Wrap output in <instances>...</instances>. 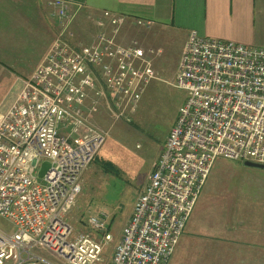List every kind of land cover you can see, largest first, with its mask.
<instances>
[{"label": "built area", "instance_id": "2783aa9c", "mask_svg": "<svg viewBox=\"0 0 264 264\" xmlns=\"http://www.w3.org/2000/svg\"><path fill=\"white\" fill-rule=\"evenodd\" d=\"M50 6L70 22L68 2ZM91 20L100 29L94 41L72 44L64 24L0 113V217L14 227L0 231V264H167L214 162L264 166V48L191 31L172 83L184 102L105 263L113 241L106 215H90L79 235L67 222L104 141L89 119L107 98L133 111L155 74L143 49L116 41L120 16ZM43 163L49 170L40 178Z\"/></svg>", "mask_w": 264, "mask_h": 264}, {"label": "crops", "instance_id": "0c3cea01", "mask_svg": "<svg viewBox=\"0 0 264 264\" xmlns=\"http://www.w3.org/2000/svg\"><path fill=\"white\" fill-rule=\"evenodd\" d=\"M51 1L0 0V30L5 28L3 21H8L9 30L27 31L33 43L41 39L48 42L36 64L25 73V79L42 64L62 30L59 31L52 14ZM64 1L70 5L71 30L89 44L100 31L91 19L100 18L104 11L120 16L123 22L116 41L143 49L155 79L161 73L162 64L170 61L175 63L171 76L174 79L191 31L202 37L249 47L264 45V0ZM134 29L136 38L132 36ZM105 31L110 32L109 25ZM9 34L12 36V32ZM166 49L170 54L164 53ZM207 181L167 264H264V191L244 193L220 189L215 195L223 199L206 205V200H210L209 193L203 194ZM252 198L260 199L261 203Z\"/></svg>", "mask_w": 264, "mask_h": 264}, {"label": "rangeland", "instance_id": "374dc122", "mask_svg": "<svg viewBox=\"0 0 264 264\" xmlns=\"http://www.w3.org/2000/svg\"><path fill=\"white\" fill-rule=\"evenodd\" d=\"M8 23L3 21L5 28L0 30L1 114L12 106L22 84L27 80L25 73L36 64L37 58L48 45L45 39L33 43L32 37L23 29L14 33L8 29ZM57 23L59 31L64 24L69 23L65 37L72 44H89V41L78 37L71 30L73 24L68 22V17L63 21L57 20ZM132 36L136 38V30ZM9 38L12 40L9 41ZM125 44L129 45L130 42ZM256 47L264 48V45ZM169 51L166 49L164 53L170 54ZM174 70L175 63L172 64V61L162 64L158 79L147 84L141 99L132 107L133 111L130 110L131 105H122L121 110L124 112L121 113L115 106L114 102L117 101L107 98V103L102 101L98 112L89 119V124L100 131L104 141L81 176V193L67 216V222L74 228L75 235H79L86 232L85 223L90 215H106L113 241L105 247V263L110 260L136 198L147 184L152 165L161 153L179 106L185 98V93L172 85ZM102 162H109L113 168L109 172L105 171L101 167ZM209 188L212 191L206 192ZM220 189L244 193L264 191V170L246 167L244 162L219 158L212 166L203 191V194H210L206 205H214L223 199V196L215 195ZM252 199L257 204L261 203L258 198ZM0 231L11 234L14 227L0 217Z\"/></svg>", "mask_w": 264, "mask_h": 264}, {"label": "water", "instance_id": "95a60500", "mask_svg": "<svg viewBox=\"0 0 264 264\" xmlns=\"http://www.w3.org/2000/svg\"><path fill=\"white\" fill-rule=\"evenodd\" d=\"M244 165L246 167H250V168H256V169H261V170H264V166L263 165H259V164H254V163H250V162H244ZM48 164L47 163H43L42 164V167H41V170L39 172V177H43L44 174L48 171Z\"/></svg>", "mask_w": 264, "mask_h": 264}, {"label": "trees", "instance_id": "16d2710c", "mask_svg": "<svg viewBox=\"0 0 264 264\" xmlns=\"http://www.w3.org/2000/svg\"><path fill=\"white\" fill-rule=\"evenodd\" d=\"M101 167L107 172H109V170L113 168V166L109 162H102Z\"/></svg>", "mask_w": 264, "mask_h": 264}]
</instances>
